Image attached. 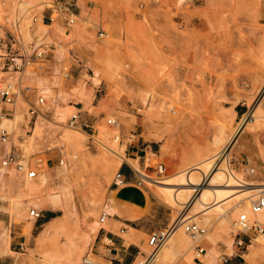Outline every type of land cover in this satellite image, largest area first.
Masks as SVG:
<instances>
[{
    "label": "rangeland",
    "instance_id": "1",
    "mask_svg": "<svg viewBox=\"0 0 264 264\" xmlns=\"http://www.w3.org/2000/svg\"><path fill=\"white\" fill-rule=\"evenodd\" d=\"M59 1L73 5L77 14L73 26L61 18L52 24L48 19ZM0 9L1 35L12 33L26 48L31 43L43 44L48 54L45 65L50 69L13 73L0 68V81L13 80L18 87L15 102L6 105L11 111L5 117H19L9 146L19 160L37 167L39 176L48 175L43 186L40 177L28 181L14 169L2 170L0 241L6 233L11 236V250L3 257L11 256L14 264H81L89 255L98 264L96 239L104 229H113L109 219L114 231L124 237L127 232L122 230H130L131 223L149 228L134 231L140 249L134 264L148 257L153 252L150 234L178 224L192 207L191 203L186 208L185 204L171 207L162 190L148 181L149 205L136 206L141 210L137 217L143 216L139 223L127 219L131 216L113 215L114 204L128 205L117 198L113 179L126 161L130 144L138 140L154 148L139 164L143 171L130 162L142 174L163 162L167 174L162 180L175 181L184 170L203 165L213 156L219 157L220 165L229 148L228 164L240 181L264 180V129L256 127L258 121L250 115L254 111L264 115V0H0ZM63 65L71 68L72 78L61 76ZM42 93L47 103L34 115L31 109ZM82 105L84 109H79ZM75 113L95 119L86 122L80 117L73 127L70 117ZM246 114L251 123L245 130L241 123ZM109 119L117 123L108 124ZM83 123L89 127L82 128ZM34 132L38 135L32 140ZM218 137L221 142L216 145ZM20 143L29 145L30 153ZM61 150L68 159L66 167L59 165ZM112 159L121 163L107 169ZM250 166L256 167V175L249 174ZM211 178L205 179L204 188H232L210 186ZM28 183L42 186L41 190L21 194ZM237 195L221 203L225 202V212L238 210ZM32 207L43 213L56 209V217H61L62 226L47 245L41 239L42 218L30 217ZM103 212L108 213L105 228L91 237ZM236 215L226 233L220 231L218 219L224 214H212L207 222L190 219L187 222L207 226V234L219 236L217 246L209 245L206 235L197 242L205 248L203 256L196 258L194 245L190 254L195 262H190V255L177 247L165 255L168 240L154 264H206L204 254L209 249L219 256L210 264H231L236 257L242 259L241 264H264V243L255 241L264 240V234H250L249 241L238 246L232 227ZM203 216L200 213L199 220L204 221ZM29 222L33 223L30 231ZM228 241L233 242L234 253ZM251 245L257 248L250 259L245 255Z\"/></svg>",
    "mask_w": 264,
    "mask_h": 264
},
{
    "label": "built area",
    "instance_id": "2",
    "mask_svg": "<svg viewBox=\"0 0 264 264\" xmlns=\"http://www.w3.org/2000/svg\"><path fill=\"white\" fill-rule=\"evenodd\" d=\"M77 14L74 11L73 5L69 1H59L54 3V8L51 9V13L48 16L51 24L61 18L63 23L68 27H71L76 22ZM104 32L101 33V36ZM4 46V54L0 59V68L4 72L22 73L28 68H37L40 70H50L46 67L48 54L43 44L31 43L29 48H26L20 40L12 33L1 35L0 33V47ZM60 74L65 79L73 77L71 68L63 65L60 68ZM17 83L13 80L0 81V169L3 171L14 169L16 173L25 180H33L39 177L37 167H31V165L25 161L19 160L18 157L13 153L11 146L12 131L8 126L1 125L4 116H10V109L7 108V104H13L17 96ZM48 98L43 93L38 96L35 107L31 109L32 114L36 115L41 108L46 105ZM52 102H56L53 99ZM80 115L75 113L70 117V125L76 127L79 124ZM115 119H109L108 124H116ZM82 128H88V124H81ZM9 148V149H8ZM76 158V156H74ZM59 165H68V159L65 156V152L60 151ZM131 171L137 177L135 184L138 187L147 189L146 182L158 183L163 181L167 174V166L160 162L153 167L152 172L146 173L142 176L132 165H130ZM249 174H257L256 167H248ZM5 174H9L6 173ZM154 174V175H152ZM242 183L246 181L241 180ZM130 184V180L125 177L119 170L113 179L112 185L114 187H123ZM262 185L256 188L255 193L250 197V212L241 211L237 214L233 220V227L236 230L235 241L238 238L236 244L238 246H244L249 241L250 234H264V180L261 181ZM0 202H2V196L0 195ZM30 217L35 221L43 218V210L38 207H32L30 209ZM108 213L103 212L100 217V222L104 223ZM174 229L173 226H169L159 231H154L150 234L148 244L153 248V253L157 255L158 251L165 245L167 239ZM185 232L190 235L195 243L196 258H200L205 252V248L202 247L199 242L207 233L208 227L202 226L196 222H185ZM249 237V238H248ZM151 257L146 258L143 264H150ZM157 260L154 259L153 262ZM228 259H225L227 261ZM81 264H93V260L89 255H85L82 259Z\"/></svg>",
    "mask_w": 264,
    "mask_h": 264
},
{
    "label": "bare ground",
    "instance_id": "3",
    "mask_svg": "<svg viewBox=\"0 0 264 264\" xmlns=\"http://www.w3.org/2000/svg\"><path fill=\"white\" fill-rule=\"evenodd\" d=\"M1 21H2V12L0 9V22ZM262 114L261 113L256 114V111H254L250 115L252 117H255L256 118L255 120L258 121V124L256 127L264 129V115H262ZM247 115L248 114L245 115V117L241 123V126H242L241 129L246 130L249 123H251V120L248 121L249 115L248 116ZM18 121H19L18 116H16L14 119H10V118H7L4 116L3 121L1 122V125L8 126V127L10 126L9 129L11 131H13V129L16 127ZM38 129L39 128H37V130ZM39 130L41 132V129H39ZM38 132H34V134H32L30 136L32 140L35 138V135H38ZM118 139L119 138H117V140ZM233 140H235V139H233ZM214 142L216 145H218L221 142V138L220 137L216 138ZM20 145H21V149L23 151H25L26 153H28V152L30 153L29 145L24 144V143H20ZM214 148L216 149V147H214ZM111 150H112V152H114L115 155L120 156L119 152H117L113 149H111ZM215 151H217V150H215ZM223 156H221L223 158V160L221 159L220 165H219L220 162H218L219 157L213 156L212 159H210L209 161H207V162L205 161L206 162L205 164L202 163L203 165H201V164L194 165V166L184 170L183 172L178 174L177 179L175 181H172L173 179L168 178L167 180H163V181H160L158 183H155V185L162 190V194H163V198H164L165 202L167 204H169L171 207L183 206L184 204L186 205L189 203H191V207H192L190 209V211L187 213V215L182 216L184 218L181 217L182 219L180 218L179 221L176 220V221H178V224L175 223L176 227L174 224V228H175V229H173L174 233L172 231V233L169 236L170 239L169 238L167 239L165 245L158 251V253H161L162 249L164 247H166L168 240H170L169 245L164 250L165 255L174 251V249L177 247L178 249L184 250L185 252L188 253V255H190L189 256L190 262H195L194 261L195 258L190 254V251L192 250V248H194L195 244L193 242V244L190 245L188 237H187L188 233L184 232L182 229V224L184 222H187L190 219L193 221L196 220L198 222H207V221L212 219L211 218L212 214H215L216 216H218L220 214H224L225 216L218 217V219H220V224L222 225V229L220 231L223 232L222 230H224V232L225 231L228 232V230H230L228 223L229 222L231 223V220L237 214L236 213L237 211L242 210V211L250 212V207H249L250 206V197L255 193L256 188L262 184H261V182H258V181L257 182L256 181H250V182L246 181L245 183H242L240 181L238 175L235 174V172H233L231 170V168L229 167V164H230V163L228 164V162L230 160L229 159V148H227L225 150V153ZM130 162H132L136 166L137 170L143 171L140 168V165H139L140 163H138V160L130 161ZM120 163L121 162L118 159L109 160L107 169L116 168ZM64 167H66V166H64ZM0 175H2L1 169H0ZM40 175L41 176H39L40 177L39 179L43 183V186L44 185L46 186L47 181H48L47 180L48 175L45 173L44 174L42 173ZM143 175H145V174H142V176ZM204 175H205V177L203 178L202 176H204ZM208 176H212V178L210 180L211 183L209 184L210 186H214L215 184H220V185H226V187H232V188H212V189L211 188H204L203 187L204 181L206 178L208 180ZM28 181H33V180H28ZM176 186H179V187L176 188ZM41 187L42 186H38L36 184H29L28 183L27 185L22 186L20 193L21 194H24V193L27 194L29 191V193L31 195H34L35 193H37L38 191L41 190ZM236 187H244V188L243 189H237ZM192 192H194V193L192 194ZM233 194H239L235 197V200H234V201H236V203L239 204V208L236 211L225 212L224 207H223V204H225V202L223 204H221V203L223 201H226V199L231 197V195H233ZM55 195L58 196L57 194H55ZM51 201H52V204H55V202H54L55 197H53L51 199ZM15 206L17 208L16 209L17 212H20V209L16 205V203H15ZM186 207H188V205H186L185 208ZM111 211L114 214L116 212H118L116 204H114V206L111 207ZM200 213H203L204 221L199 220L198 215ZM32 226H33V223L29 222V224L27 226V230L30 231L32 229ZM61 226H62L61 217H57L53 221H51L46 226L45 229L43 228L44 231L42 232V236H41L42 243L47 245L51 241V239L53 238V236L56 234L57 230ZM103 227L105 228V223H102L100 221L95 223L94 226L92 227V230H91L92 231L91 237H94V235H96L98 233L99 229L103 228ZM130 231L134 233V231H136V230L131 229ZM206 235H205L206 237L204 236L205 237L204 240L208 241L209 245L217 246V244L220 240V237L219 236L217 237L214 234H206ZM10 237L11 236L9 235V233H6L3 236L2 240L0 241V255H5V254H8L10 252V250H11V249L9 250V243H10L9 239H10ZM127 238L131 239L132 241H137V238H135L134 236H132L130 238L129 234L127 235ZM231 238L233 239V236H231ZM262 238H258L255 241L260 243V244L264 243V240ZM234 241H235V239H234ZM260 244L258 246H261ZM233 247H234L233 242L230 241L229 242L230 253L233 252ZM250 247H251V251L248 254H246L245 257L251 259L252 254L256 252L257 245H251ZM158 253H157V255H155L153 252H151L148 255V257H146V258H149V257L152 258V260L150 261V264H154L153 260L156 258L158 259V257H159ZM202 256L203 255H201V257ZM218 257L219 256L214 251V249H209L207 251V253L204 254V260H205L206 264H210L212 262V260H216V259L218 260ZM146 258H144V260L143 259L140 260V263H138V264H143ZM196 263H198V262H196Z\"/></svg>",
    "mask_w": 264,
    "mask_h": 264
},
{
    "label": "crops",
    "instance_id": "4",
    "mask_svg": "<svg viewBox=\"0 0 264 264\" xmlns=\"http://www.w3.org/2000/svg\"><path fill=\"white\" fill-rule=\"evenodd\" d=\"M5 51L4 46L0 47V59L3 57L1 54ZM244 106V105H242ZM79 109H84V105L78 107ZM244 107L240 109L243 110ZM236 113L239 115L238 109L235 108ZM81 117V116H80ZM82 118V117H81ZM95 119L94 115H89L88 117L85 116L82 120L93 121ZM86 124V123H85ZM149 148L154 151L152 144L147 143L146 141H139L137 144H130L127 155L126 161H124L123 165L120 168L122 174L130 180V184L123 186V187H114V190L117 191V198L128 205H117L118 212L115 214L123 217V216H131L132 218H127L128 220H132L131 222L139 223L140 220L143 219V216L137 217L140 215L141 209L147 207L149 205L150 197L147 195V190L138 187L135 184L137 181V177L131 171L130 161L138 160L139 163H142V160L146 157L147 153L149 152ZM130 158V159H128ZM128 160V161H127ZM136 179V180H134ZM146 190V191H145ZM136 206H138L136 208ZM152 207V206H151ZM56 209H49L47 210L43 218L41 219V226H46L55 219L56 217ZM113 214V215H115ZM135 217V218H133ZM57 218V217H56ZM111 220V221H110ZM136 220V221H135ZM112 219H109V226L111 225L113 229L106 230L104 229L103 232H100L95 244V256L98 260V264H134L138 256L140 254V249L137 244L139 239L138 234L131 232V229H134L138 232L146 230H150L149 228H145L144 226L134 225L131 223L130 230L123 229V232H127L130 238L134 236L137 238V241H132L131 239L124 237L123 235L114 231L115 224L112 223ZM118 221V220H115ZM121 222V221H120ZM112 223V224H111ZM102 248L107 249V252H102ZM7 255V254H5ZM0 255V263L1 264H14L12 257ZM242 259L236 257L233 259L231 264H241Z\"/></svg>",
    "mask_w": 264,
    "mask_h": 264
}]
</instances>
